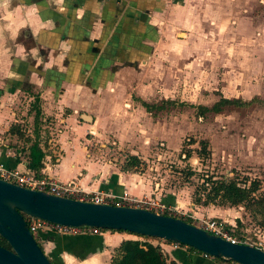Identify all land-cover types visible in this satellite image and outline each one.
I'll list each match as a JSON object with an SVG mask.
<instances>
[{"label": "rangeland", "instance_id": "obj_1", "mask_svg": "<svg viewBox=\"0 0 264 264\" xmlns=\"http://www.w3.org/2000/svg\"><path fill=\"white\" fill-rule=\"evenodd\" d=\"M168 2L155 9L158 28L145 44L148 49L132 56L136 60L130 68L117 62L102 100L107 107L83 111L113 121L93 137L91 146L111 162L136 155L141 162L133 171L157 185L150 196L171 205L177 199L174 213L181 218L193 224L212 218L235 237L256 240L259 227L242 206L207 205L195 216L189 205L200 174L264 179V106L252 101L202 116L196 108L211 106L219 96L264 103V0ZM4 72L0 70V131L6 145L21 150L34 138L35 129L41 138L52 135V116L40 114L43 120L38 118L36 126L33 116L37 107L41 109L42 94L48 97L45 89L54 77L28 73L11 81L8 91ZM141 101L153 105L150 111ZM12 124L17 134L8 132ZM201 139L209 155L198 158ZM182 151H189L187 159H181ZM186 167L195 171L188 181L182 172ZM36 239L40 245L38 235Z\"/></svg>", "mask_w": 264, "mask_h": 264}, {"label": "crops", "instance_id": "obj_2", "mask_svg": "<svg viewBox=\"0 0 264 264\" xmlns=\"http://www.w3.org/2000/svg\"><path fill=\"white\" fill-rule=\"evenodd\" d=\"M163 4L167 7L168 0H11L8 12L17 7L20 12L15 23L0 19V45L8 47L0 50L4 85L11 91L10 82H18L28 73L54 77L45 89L48 97L42 94L44 101L37 116L40 121V114L52 116V126L48 127L52 135L46 139L37 133L29 145L15 150L4 143L7 139L3 140L4 132L0 131V163L35 176L73 182L85 192L154 195L156 184L133 170L123 171L121 161L111 162L100 156V148L91 146L102 127L113 122L109 116L92 118L83 111L93 108L97 112L105 106L104 92L109 76L117 72V62L130 68L136 60L132 56L148 49L145 44L151 42L154 28H158L153 15ZM34 139L42 152L36 170L27 166ZM259 180L264 189V179ZM175 200L174 206L178 203ZM189 206L195 216L204 210L203 206ZM38 238L52 264H109L112 249L122 240L158 245L176 264H236L118 230L65 235L45 230ZM256 238L264 242V231L257 229Z\"/></svg>", "mask_w": 264, "mask_h": 264}, {"label": "water", "instance_id": "obj_3", "mask_svg": "<svg viewBox=\"0 0 264 264\" xmlns=\"http://www.w3.org/2000/svg\"><path fill=\"white\" fill-rule=\"evenodd\" d=\"M24 216L66 226L122 230L180 243L236 264H264V251L230 242L183 219L132 207L82 201L20 187L0 179V264H52L28 231Z\"/></svg>", "mask_w": 264, "mask_h": 264}, {"label": "trees", "instance_id": "obj_4", "mask_svg": "<svg viewBox=\"0 0 264 264\" xmlns=\"http://www.w3.org/2000/svg\"><path fill=\"white\" fill-rule=\"evenodd\" d=\"M252 101H257V103H261L264 106V103H262L260 99H250L248 101H244L239 98H226L219 96V98L213 102L211 106L207 107L203 105H196V108L198 110V115L202 116L206 112L219 113L225 106H243L251 103ZM140 103L146 111H150L149 109L153 106L145 101H141ZM36 110L37 111L33 116V123L35 126L38 123V107ZM17 129L18 128L14 127L12 124L9 126L8 132L11 134H17ZM34 136H37L36 129L34 130ZM198 144L199 148L195 151L197 157H207L209 155V150L207 148L206 141L201 139L198 141ZM41 156L42 152L38 147L37 141L34 139L29 146V160L27 166L32 170H36L39 166V159ZM180 156H182L181 159H187L189 157V151H182ZM140 162L141 161H139V158L136 155H128L122 162L121 169L123 171L135 170ZM182 172L184 180L188 181L195 171H193L190 167H186V169ZM197 179V182L193 184V189L190 195L191 203L193 205L242 206L243 209L248 212L249 216L255 219L259 229L264 231V189L261 188V183L258 178L243 177L240 180H237L236 177L217 176L209 173L200 174ZM181 219L185 222L191 223L186 218ZM235 222L238 223V219H235ZM224 227L226 229L228 228L227 226ZM231 234L233 235V233ZM36 242L38 244L37 239ZM0 245L5 248H9L8 244L2 237H0ZM179 246L184 245L179 243ZM185 249L187 252L196 251L192 247L188 246H185ZM211 258L215 260H222V258ZM226 261L232 262L229 260ZM109 264H176V262L172 259H168L158 245H153L146 241L122 240L112 249Z\"/></svg>", "mask_w": 264, "mask_h": 264}, {"label": "built area", "instance_id": "obj_5", "mask_svg": "<svg viewBox=\"0 0 264 264\" xmlns=\"http://www.w3.org/2000/svg\"><path fill=\"white\" fill-rule=\"evenodd\" d=\"M0 179L9 183H13L20 187H25L52 195L63 196L67 198L88 201L99 204H110L114 206H132L152 210L157 213H165L174 217L181 218V216L174 213L177 209L172 205H167L158 202L150 195L131 196L127 193L114 195L108 191L85 192L79 187L75 186L73 182H59L47 175L35 176L27 170L17 168H8L0 163ZM176 215V216H175ZM24 221L28 231L36 240L37 235L45 230L52 231L59 235L77 234V233H95L100 231V228L90 226H66L60 224L50 223L40 218L24 216ZM193 224V223H192ZM209 233L220 236L230 242L246 243L264 251V242L257 239L251 240L245 236L242 239L233 236L227 229H225L221 221L215 219H199L198 223H194ZM172 247L179 246V243L168 241ZM205 256H208L202 253ZM210 257V256H208Z\"/></svg>", "mask_w": 264, "mask_h": 264}, {"label": "clouds", "instance_id": "obj_6", "mask_svg": "<svg viewBox=\"0 0 264 264\" xmlns=\"http://www.w3.org/2000/svg\"><path fill=\"white\" fill-rule=\"evenodd\" d=\"M11 0H0V11L4 13V15L0 16V19L9 21L10 23H15L16 19L18 18V14L20 12V7H17L13 10V13L8 12V7ZM23 20L21 19V24Z\"/></svg>", "mask_w": 264, "mask_h": 264}]
</instances>
